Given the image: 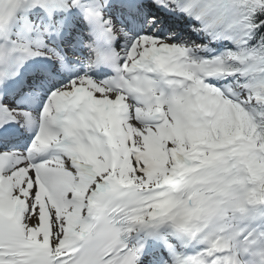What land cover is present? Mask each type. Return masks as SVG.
<instances>
[{
  "label": "snow or ice",
  "instance_id": "snow-or-ice-1",
  "mask_svg": "<svg viewBox=\"0 0 264 264\" xmlns=\"http://www.w3.org/2000/svg\"><path fill=\"white\" fill-rule=\"evenodd\" d=\"M0 264H264V0H0Z\"/></svg>",
  "mask_w": 264,
  "mask_h": 264
}]
</instances>
